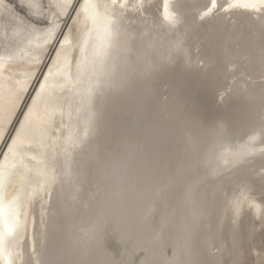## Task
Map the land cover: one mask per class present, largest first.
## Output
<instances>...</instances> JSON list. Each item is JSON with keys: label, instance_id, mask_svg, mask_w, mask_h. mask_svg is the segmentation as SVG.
I'll return each instance as SVG.
<instances>
[{"label": "bare ground", "instance_id": "bare-ground-1", "mask_svg": "<svg viewBox=\"0 0 264 264\" xmlns=\"http://www.w3.org/2000/svg\"><path fill=\"white\" fill-rule=\"evenodd\" d=\"M13 1L0 264L264 262V0Z\"/></svg>", "mask_w": 264, "mask_h": 264}, {"label": "rangeland", "instance_id": "rangeland-1", "mask_svg": "<svg viewBox=\"0 0 264 264\" xmlns=\"http://www.w3.org/2000/svg\"><path fill=\"white\" fill-rule=\"evenodd\" d=\"M5 2H3V0H0V20L3 22V23H5V24H7V26H9L13 21L14 22H17V23H20L23 27H24V29H28L29 27L32 29V28H35V26L37 25V26H41L39 23H37V22H33L31 19H32V16L29 14V12L26 10V8H24L23 6H22V4H20L19 2H14L13 0H4ZM42 4H43V6H45L44 7V13L46 14V15H48V13H47V11H49V9L51 8L50 7V5H49V3H48V0H42ZM9 3V4H8ZM8 4V5H7ZM12 4V5H11ZM49 5V6H48ZM9 6V7H8ZM11 13H13V14H11ZM73 11V10H72ZM7 12H9V13H7ZM70 14H72V13H70ZM69 14V17L71 16ZM9 15L12 17H9ZM15 16H17V17H15ZM14 17V18H13ZM21 17H23V18H21ZM31 19H30V18ZM17 18V19H16ZM29 21H28V20ZM7 22H5V21ZM16 20V21H15ZM23 20V21H22ZM25 20H27V21H25ZM38 21V20H37ZM69 21V18L66 20V22H65V26L67 25V22ZM9 22H10V24H9ZM32 24H31V23ZM26 23V24H25ZM37 23V24H36ZM29 24V25H28ZM25 25H27V26H25ZM33 26V27H32ZM36 26V27H37ZM29 28V29H30ZM54 46V45H53ZM53 48V47H52ZM51 51H52V49H51ZM50 51V52H51ZM49 55H50V53H49ZM49 55H48V57H49ZM48 57H47V59L45 60V63H44V65H43V69H44V67H45V65L47 64L46 62H48ZM37 81L38 80H36L35 82H34V84L35 83H37ZM33 87H34V85L32 86V89H33ZM32 89H31V91H32ZM31 91H30V95H31ZM29 95V96H30ZM28 98V97H27ZM21 113V112H20ZM256 221L258 222V218H256ZM257 227H259V228H257V230H256V232H257V239H256V244L255 245H257V246H255V248L257 249V251L259 250V251H264V225L263 226H257ZM259 234V235H258ZM259 246V247H258ZM263 262V261H262ZM261 262V264H264V262L262 263ZM250 264H253V262H250Z\"/></svg>", "mask_w": 264, "mask_h": 264}, {"label": "snow or ice", "instance_id": "snow-or-ice-1", "mask_svg": "<svg viewBox=\"0 0 264 264\" xmlns=\"http://www.w3.org/2000/svg\"><path fill=\"white\" fill-rule=\"evenodd\" d=\"M261 51L264 52V38H262L261 41Z\"/></svg>", "mask_w": 264, "mask_h": 264}, {"label": "water", "instance_id": "water-1", "mask_svg": "<svg viewBox=\"0 0 264 264\" xmlns=\"http://www.w3.org/2000/svg\"><path fill=\"white\" fill-rule=\"evenodd\" d=\"M54 49H55V46L52 48V51H54ZM51 54H52V52H51ZM51 54H50V55H51ZM48 59H49V58H48ZM36 86H37V84L35 83V84H34V87H33V89H32V91H31V93L33 92V90L35 89Z\"/></svg>", "mask_w": 264, "mask_h": 264}]
</instances>
